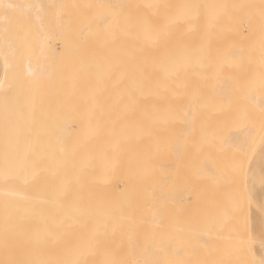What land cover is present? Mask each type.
Returning a JSON list of instances; mask_svg holds the SVG:
<instances>
[{"label": "bare ground", "instance_id": "obj_1", "mask_svg": "<svg viewBox=\"0 0 264 264\" xmlns=\"http://www.w3.org/2000/svg\"><path fill=\"white\" fill-rule=\"evenodd\" d=\"M21 1L0 7L46 17L23 69L24 176L0 180V264H264L239 213L264 0Z\"/></svg>", "mask_w": 264, "mask_h": 264}, {"label": "rangeland", "instance_id": "obj_2", "mask_svg": "<svg viewBox=\"0 0 264 264\" xmlns=\"http://www.w3.org/2000/svg\"><path fill=\"white\" fill-rule=\"evenodd\" d=\"M21 2L25 4L29 1L26 0ZM41 6L42 5L37 9L39 12L37 10V12L34 11L36 12L35 18H37L38 15L39 20L41 14L37 13L42 11L44 13H42L43 15L46 14L45 11L42 10L44 6L40 10ZM19 7L22 8L23 6H16L14 15L8 14V11H10L8 8L0 7V16L3 15L6 18L3 21L0 20V39L4 41V43L3 41L0 42V180L1 178L11 177L17 183H20L24 176L26 148L31 133V100L34 99L35 94L33 82L34 75L27 74L23 69L25 60L29 59L34 61L35 57H39L40 52L38 53V51H40V48L37 49V47H40V44L38 45L37 41L41 39L39 32L43 31V28L42 30H38L37 22L39 20L37 19V22H35V19L32 18L34 17V14H32L34 12H30L32 9L27 12L23 7V10L20 11ZM45 17L46 15L44 17L41 16L43 20ZM43 23H45V20ZM39 28L41 27L39 26ZM9 43L16 46V48L12 50L14 55L9 51L3 50L4 47L10 46ZM5 59L9 60V65L7 66L4 64ZM262 73H264V71H262ZM262 121H264V118ZM262 127L264 128V126ZM55 128L56 127L53 125L52 128L48 130L53 131ZM263 128L260 138L258 137V140L252 145L251 151L248 153L249 156L247 155L248 157L243 167L244 174L240 175V180L242 179L244 186L243 188L239 186L241 190L239 194L245 191L243 195H239L242 200L239 212L241 219L243 222L248 221L244 223L247 224L248 227L251 223L256 221L261 229L255 236L256 239L253 240L254 242H251V249L255 252H258V249L264 248V243L259 244V242H256L258 237L264 241ZM250 171L251 173H249ZM248 183H250V185ZM17 190L19 191L20 188L18 187ZM253 203L255 205H253Z\"/></svg>", "mask_w": 264, "mask_h": 264}]
</instances>
